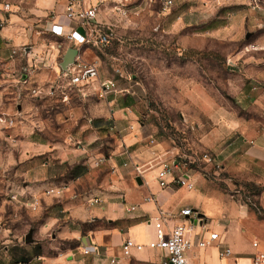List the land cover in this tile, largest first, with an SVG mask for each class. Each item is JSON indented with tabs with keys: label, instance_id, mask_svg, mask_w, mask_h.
<instances>
[{
	"label": "rangeland",
	"instance_id": "374dc122",
	"mask_svg": "<svg viewBox=\"0 0 264 264\" xmlns=\"http://www.w3.org/2000/svg\"><path fill=\"white\" fill-rule=\"evenodd\" d=\"M38 1L0 0L8 19L11 14L17 16L25 29L23 33L30 39L16 48L32 51L35 43L30 35L35 32L41 34L42 44L51 46L44 35L45 25L59 16L63 0H53V6L43 10L45 15L34 12ZM137 3L127 15H102L104 22L113 26V41L105 49L83 48L81 57L99 67L102 80H116L130 92L123 97L136 99V122L144 129L143 146L160 143L179 148L180 153L175 154L170 164L173 161L185 164L182 173L189 174L195 185L192 191L182 188V203L201 205L204 224L216 228L218 231H213L220 233L221 241L233 239L242 250L252 254L255 252L252 242H264V164L243 148L233 153L224 146L225 142L216 151L198 147L204 146L202 139L212 125L187 101L181 79H201L206 93L219 98V105L227 109L233 106L229 97L242 87V81L230 71L229 53L249 46L255 34L264 35V0H175L171 9L143 0ZM6 5L10 8L6 9ZM245 14L258 19L251 28L255 34L246 37L248 33L241 32L237 33L238 39L229 38L226 28ZM54 45L61 46L57 41ZM12 57L20 59L21 66L10 73L9 78H13L7 89L0 67V90L4 91L0 106H12L10 114L0 110V239L6 240L0 241V252L8 246L13 256H20L18 249L23 247L31 255L41 250L51 257L56 253L52 241L58 236V228L69 221L68 215L61 212L65 203L86 193L100 194L106 189L105 182L113 180L122 164L125 168L134 166L127 151L125 163H110L120 155L116 146L132 145L123 139L129 135L128 129L114 122L113 126H107L108 121L98 118L106 109L99 100L89 108L78 98L62 102L36 97L32 89L42 86L31 80L30 72L36 67L27 65L26 56L13 55L12 51ZM8 92L13 95V102H7ZM25 102L31 104L26 118L18 109ZM9 119L14 120V125L8 124ZM90 120L91 124L94 121L105 124L93 125L91 134L84 136L88 129L84 124ZM23 146L103 147L93 149L92 163L70 165L55 162L51 153L38 157L28 152L25 157ZM205 155L212 158L211 162L203 159ZM135 169L138 173V166ZM61 185L65 186V192L60 197L44 192ZM12 195L18 199L12 200ZM33 196L41 201L36 210L26 207ZM53 217L61 220L56 228L47 226ZM100 226V222H95L84 228ZM28 234L32 235L33 243H26ZM67 245L59 248L65 249Z\"/></svg>",
	"mask_w": 264,
	"mask_h": 264
},
{
	"label": "crops",
	"instance_id": "0c3cea01",
	"mask_svg": "<svg viewBox=\"0 0 264 264\" xmlns=\"http://www.w3.org/2000/svg\"><path fill=\"white\" fill-rule=\"evenodd\" d=\"M64 3L65 0L62 1L61 13L57 19L45 25L44 35L51 46L41 43L40 33L35 32L30 35V38L34 39L31 42L35 43V46L25 62L33 69L36 67L30 72L34 84L44 85L47 80L54 78L58 66L63 63L69 50L74 48V45L64 38L56 37L51 33L53 24L67 25V20L63 16ZM52 6L53 0H40L36 4L34 12L38 15H45L46 11L43 10L50 9ZM256 22L258 19H254L252 14L250 16L245 14L232 22V25L226 28L225 33H228L227 35L231 39H238L237 33L241 32L248 33L246 37H249V34H255L251 28L255 26ZM23 32L25 29L21 26L19 18L11 14L8 19L7 12L0 4V67L4 71L6 89L12 82L13 77L9 78L10 73L17 72L21 66L20 59L12 57V51L14 48L22 46L26 41H30ZM197 35L199 36L198 31ZM55 41L59 42L61 46H55ZM229 56L230 71L240 76L242 87L233 97H229L233 106L228 109L219 105L217 96L206 93L201 79H181L182 86L186 88L187 101L197 108L200 115L202 114L209 120L210 126L212 125L207 135L202 139L204 146L198 147L216 151L220 144L225 142L227 144L224 146L233 153L236 154L240 148H243L244 151L246 150V154L264 164V35L255 34L249 46L245 45L234 53H229ZM118 87L125 89L119 84ZM2 92L4 91L0 90V98ZM123 95L110 94L106 99H101L94 90L89 98L82 101L84 106L89 105V108H93V103L99 100L101 106L106 109L99 114L98 118L108 121L106 122L107 126L111 127L114 122L117 126L128 129L129 135L123 139L125 143H130L132 146H116V152L120 155H118L117 161L111 159L110 163L116 165L121 162L125 163L127 151L132 156L134 166L125 168L122 164L113 180L105 182L107 183L106 189L100 191V194L87 195L86 193L65 203L64 210L62 209L61 212L68 215L69 221L58 228V236L52 241V246L56 249L53 256L44 255L41 251L40 255L34 253L32 259L27 263H16L8 246H5L4 251L0 252V264H106L112 258H116L118 264H161L165 253L147 247L157 239L155 222L158 210L178 213L182 208L191 207L200 214H204L201 205L188 206L182 203L180 195L182 188L177 189L172 185L167 189H162L159 186L158 174L163 168L161 164L165 162L170 164L175 154L179 152V148L160 143L154 146H143L141 139L144 129L136 122V99L133 96L123 97ZM5 96L9 100L8 103L13 102L11 92ZM1 103L2 99H0V105ZM30 106L31 104L25 102L21 104V107H18L19 112L25 118L29 116ZM234 108H238L243 114ZM0 110L10 114L12 106L9 105ZM89 123L91 124L92 120ZM89 123L84 124V128H88L85 130L86 134L83 132L84 136L92 132L91 128H93L94 122L91 126ZM99 147L102 150L103 146H82L79 148L23 146L26 151L25 157H28V152L36 153L38 157L51 153L55 162L69 163L70 165L81 162L92 163L93 149ZM136 166L139 168L138 173L135 169ZM168 180L171 181L172 178L169 176ZM147 198L156 201L147 202ZM93 199H97L99 202L91 205L90 201ZM132 208L136 209L132 210ZM95 222H100L101 226L84 228V225H91ZM59 223L61 220L53 217L47 226L56 228ZM174 224V221L170 223L171 226ZM208 229L213 231L216 228L213 229L209 224L197 225L190 233V237L192 239H207L209 237ZM129 239L146 247L141 251L133 249L131 256H125L122 252V245ZM2 240L0 239V241ZM41 241L42 239L36 244ZM4 244L7 245L5 242ZM66 244L68 245L65 249L59 248ZM95 246L100 247L103 253L100 255L93 253ZM225 246L233 249L235 257H243V263H248L246 259L251 255V252L242 250L235 240L226 238L203 250L193 248L187 253V257L190 264H198L201 261H206L208 264H234V258L220 259L219 249ZM25 249L30 253L28 248ZM86 250L90 253L86 254Z\"/></svg>",
	"mask_w": 264,
	"mask_h": 264
},
{
	"label": "built area",
	"instance_id": "2783aa9c",
	"mask_svg": "<svg viewBox=\"0 0 264 264\" xmlns=\"http://www.w3.org/2000/svg\"><path fill=\"white\" fill-rule=\"evenodd\" d=\"M139 0H65L63 16L67 20V25L53 24L51 33L60 38H64L67 42L74 45L77 54L74 60L67 64L58 66L54 80L33 88L31 93L40 99L50 97L53 100L68 102L73 98L86 100L92 95V91H96L99 98L106 99L110 94H125L130 93L128 90L119 88L115 80H102L99 72V67L82 59V49H105L108 48L114 36L113 26L108 22H104L102 15L120 13L127 15L132 7L137 6ZM147 4L157 3L164 9H171L175 5V0H143ZM10 5H6L9 9ZM58 16V15H57ZM53 17V21L57 19ZM31 53L30 49L15 48L13 55L28 56ZM27 82V81H25ZM96 87V88H95ZM7 122L10 126L14 125V120L9 119ZM180 153V152H178ZM184 157L192 158L188 155ZM204 160L211 162L212 158L205 155ZM163 168L158 174L159 186L162 189H167L172 185L179 188H185L188 191L194 190V182L192 177L187 173H182V168L186 165L173 162V164L162 163ZM179 171L180 174H175ZM172 180L169 181L168 177ZM45 194L50 196L60 197L65 192V186H54L45 189ZM11 199L16 201L17 195H12ZM147 202L156 201L152 198H147ZM99 201L93 199L90 204H97ZM41 201L35 196L26 203V207L36 210L40 206ZM136 208H132L135 210ZM199 212L191 207L182 208L178 213H170L158 210L156 218V241L147 245L151 249L161 250L165 253V258L161 264H190L187 253L193 248L200 250L209 248L221 241L219 232L210 231L207 239H192L190 233L197 225L203 226L204 218ZM175 222L173 226L171 222ZM146 246L138 244L133 240H127L122 245V252L125 256H131L133 249L141 251ZM252 248L255 250L253 254L247 256L248 263H243V257H235L233 249L229 246L219 249L220 259L226 260L234 258V264H264V242L255 240L252 242ZM93 253L100 255L102 250L95 246ZM86 254L90 251L86 250ZM106 264H118L116 258H112ZM198 264H208L206 261H201Z\"/></svg>",
	"mask_w": 264,
	"mask_h": 264
},
{
	"label": "trees",
	"instance_id": "16d2710c",
	"mask_svg": "<svg viewBox=\"0 0 264 264\" xmlns=\"http://www.w3.org/2000/svg\"><path fill=\"white\" fill-rule=\"evenodd\" d=\"M100 121H94V125L98 126ZM18 251L20 252V256H14V261L16 263H27L32 259V255L29 254L25 248H19ZM37 255L41 254V250L36 253Z\"/></svg>",
	"mask_w": 264,
	"mask_h": 264
},
{
	"label": "water",
	"instance_id": "95a60500",
	"mask_svg": "<svg viewBox=\"0 0 264 264\" xmlns=\"http://www.w3.org/2000/svg\"><path fill=\"white\" fill-rule=\"evenodd\" d=\"M76 54H77V50L75 48L70 49L64 58V61L62 63L63 66L65 67L67 64L71 63L74 60V57L76 56ZM26 243L27 244L33 243V238L31 234L27 235Z\"/></svg>",
	"mask_w": 264,
	"mask_h": 264
}]
</instances>
